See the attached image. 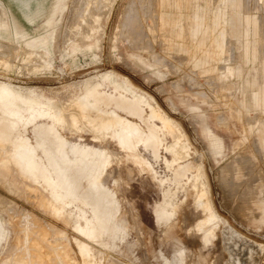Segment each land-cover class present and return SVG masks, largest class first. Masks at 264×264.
<instances>
[{"label": "rangeland", "instance_id": "374dc122", "mask_svg": "<svg viewBox=\"0 0 264 264\" xmlns=\"http://www.w3.org/2000/svg\"><path fill=\"white\" fill-rule=\"evenodd\" d=\"M5 1L49 43L0 25V264H227L228 231L264 264V0H61L36 21L42 0ZM132 122L158 130L157 154L148 131L138 146L150 171L117 142Z\"/></svg>", "mask_w": 264, "mask_h": 264}, {"label": "bare ground", "instance_id": "6f19581e", "mask_svg": "<svg viewBox=\"0 0 264 264\" xmlns=\"http://www.w3.org/2000/svg\"><path fill=\"white\" fill-rule=\"evenodd\" d=\"M50 5H46L48 0H42L39 4V6L35 7V8H28V10H24V13H25V16L30 20V21H36L37 19H39L40 17H47L48 15V20H50L52 18V16L54 15V13L56 12L57 10V7L58 5L60 4L61 0H50ZM97 4L98 5H103L105 4L103 0H96ZM27 5V3H25L23 6ZM91 5V4H90ZM93 5V4H92ZM91 5V6H92ZM96 5V6H98ZM28 7V5H27ZM102 7V6H101ZM94 8V7H93ZM92 8V9H93ZM99 8V6L97 7ZM96 8V9H97ZM91 7L87 8L84 12L86 13H83L81 15V18L83 21L82 22H86L84 24H86V26H82L81 27V32L79 33L82 37V39H88L89 37L92 36V31L93 29L95 28V23L98 21V18H99V15H100V9L99 11L97 10H90ZM107 9V8H106ZM0 10H1V14H0V25H6V27L8 28L11 36H12V39H14L13 35L14 33L16 32H25L26 35H27V39L28 40H31L33 38H42L43 40H45L47 43H49L48 41V37L46 35H44V33H38V34H33L32 32H26V26L20 21L19 17L16 15V11L15 9L12 7V6H9L5 0H0ZM102 10V9H101ZM106 12V11H105ZM87 14V15H86ZM102 14V13H101ZM136 14H138L136 12ZM105 15V14H104ZM140 15V14H139ZM102 16V15H101ZM105 17V16H103ZM129 19V18H128ZM132 20V19H131ZM41 21V20H40ZM101 22V21H100ZM38 24V23H37ZM43 25H45L46 23H42ZM97 24V23H96ZM132 26H133V22L131 23ZM40 25V24H39ZM42 26V25H41ZM99 26V24H98ZM97 26V27H98ZM45 27V26H43ZM43 27H42V30H43ZM40 27H38L39 29ZM33 31V30H32ZM131 33V32H129ZM132 34V33H131ZM0 43L3 45L4 42L6 40H8L7 38H4V37H1L0 36ZM82 39H79V40H82ZM4 42H3V41ZM18 45V44H17ZM33 45V44H32ZM32 45H29V47H25V46H20V49H24L22 50L23 52L26 51L24 53V56L28 53L27 56H25V59L26 58H29L31 57L32 54H35V53H39V49L37 48H34ZM16 46V45H15ZM16 48V47H15ZM29 50V51H27ZM21 52V51H20ZM4 54L6 55V53H9L8 51L4 50L3 47L0 45V54ZM44 53V52H43ZM46 54V53H45ZM46 57V56H45ZM34 58V57H33ZM44 58V57H43ZM31 59V58H30ZM90 93L94 96V97H98L100 96L99 94V85L98 86H95L91 91ZM102 96V95H101ZM103 99V101L105 102V104H108L109 101H110V98L108 96H102L101 97ZM121 104L124 106V107H127L129 108L134 114H137V115H140L142 116L143 114V110L141 109L140 105L132 100V99H128V98H124L123 100L120 101ZM74 106H77L78 107V111H74L76 114H79V115H83V114H86V113H89L90 112V106L87 105V103L85 102V100H78V101H75L74 102ZM71 108V107H70ZM75 108V107H74ZM69 110V109H68ZM111 117L110 116H107V115H103L102 113H96L93 117V121L96 123V124H102L103 120H106V121H111ZM168 123V122H167ZM169 124V123H168ZM173 128V127H171ZM134 131V139L132 140H129V143L131 144L132 148H130L127 144H125L122 139H121V136L125 135L123 133H127V134H132L133 133H130ZM152 136H154V143H153V146H152V149H153V152L155 153V150L157 149V146L158 144H161V140H160V137H159V134H158V130L157 128H155L154 126H152L151 124H147L145 126L141 125L140 123H137V122H132V123H128L124 128H122L118 133H117V142L118 144L121 146V148L123 149L124 152H127L128 150L130 149H134L135 150V155L133 154L132 157H134L137 161V163H139V165L141 166L142 169H145L146 171H150L152 170V165L149 163V161L147 160V158L145 157V155L140 151L139 149V144L141 142H143L145 139H147V135L148 133ZM173 132V131H172ZM171 132V133H172ZM174 134V133H173ZM172 135V134H171ZM0 144H4V142H0ZM174 150L177 151L176 149V146L174 145ZM111 153V152H110ZM109 153V154H110ZM133 153V152H131ZM108 154V153H107ZM115 154V153H114ZM127 154V153H126ZM112 155V154H111ZM132 155V154H131ZM243 157V156H242ZM241 157V158H242ZM247 157V156H246ZM240 158V159H241ZM249 158V157H248ZM247 159V158H246ZM238 160V159H236ZM243 160V159H242ZM240 161V160H238ZM242 162V161H240ZM247 162H249L247 160ZM251 164V163H250ZM233 168V167H232ZM246 168V167H245ZM141 169V170H142ZM246 170V169H245ZM178 175H181V171H176ZM257 180V179H256ZM236 182V181H235ZM169 194V193H168ZM253 198V197H252ZM205 205V204H204ZM166 206V204L162 205V206H159L156 210V217L161 214L163 216V214L160 212V209L162 207ZM159 209V210H158ZM205 210V209H204ZM206 212V216L205 218L197 225V230L200 231V232H204V236L203 238L205 240H208L209 239V236L211 235V231L213 230V227H212V222L214 220L213 218V214L212 212H208L207 210L205 211ZM208 212V213H207ZM262 214V213H261ZM165 218H164V223L166 224L167 222L170 221L171 217H172V213L170 215H164ZM111 227V226H110ZM80 228V227H79ZM84 228V227H83ZM82 229V228H81ZM84 230V229H82ZM86 230V229H85ZM84 230V231H85ZM229 230V229H228ZM83 231V233H84ZM87 231V230H86ZM227 231V230H226ZM226 239L228 241V249L230 251V256H229V262L227 264L230 263V260L233 261L232 264H253L255 262V258H256V253H257V248L254 246V243L250 240H247V239H244V240H241L240 238L236 237V239H234L235 237V233L234 231H228L226 233ZM44 238V237H43ZM225 239V240H226ZM243 239V238H242ZM35 241V240H33ZM226 241V242H227ZM82 243V242H80ZM79 243V244H80ZM33 246H35V243L33 242ZM81 246V244H80ZM81 248V247H80ZM84 248L82 247L81 250H83ZM80 250V251H81ZM86 250V249H85ZM88 250V249H87ZM89 251V250H88ZM87 251V252H88ZM84 251H81V253H83ZM84 253V254H89V253ZM259 252V251H258ZM87 256V255H86ZM89 256V255H88ZM53 257V256H52ZM50 264H54L52 262V258L50 259Z\"/></svg>", "mask_w": 264, "mask_h": 264}, {"label": "flooded vegetation", "instance_id": "af4514ba", "mask_svg": "<svg viewBox=\"0 0 264 264\" xmlns=\"http://www.w3.org/2000/svg\"><path fill=\"white\" fill-rule=\"evenodd\" d=\"M171 127H172V125L171 124H169ZM160 146H161V144H158V146H157V149L155 150V154H157V152H158V150H159V148H160ZM152 151H153V149H152ZM143 153V152H142ZM176 156H178V151H176ZM152 169V168H151ZM177 171H181L180 169H177ZM210 210V209H209ZM211 211V210H210ZM212 212V211H211ZM164 218H165V216L163 215H161V214H159L158 216H157V222H158V219L160 220L158 223H164ZM165 224V223H164Z\"/></svg>", "mask_w": 264, "mask_h": 264}, {"label": "crops", "instance_id": "0c3cea01", "mask_svg": "<svg viewBox=\"0 0 264 264\" xmlns=\"http://www.w3.org/2000/svg\"><path fill=\"white\" fill-rule=\"evenodd\" d=\"M234 1L235 0H233V2ZM196 17H198V16H196ZM198 19H201V18L198 17ZM261 94H264V92L258 91V92L255 93V95H261ZM256 99H258V101H259V96H257Z\"/></svg>", "mask_w": 264, "mask_h": 264}]
</instances>
